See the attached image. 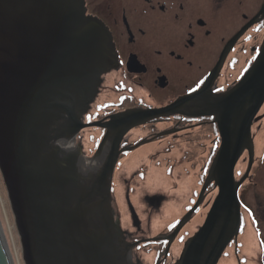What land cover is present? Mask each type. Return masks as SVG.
Listing matches in <instances>:
<instances>
[{
  "label": "water",
  "instance_id": "1",
  "mask_svg": "<svg viewBox=\"0 0 264 264\" xmlns=\"http://www.w3.org/2000/svg\"><path fill=\"white\" fill-rule=\"evenodd\" d=\"M262 18L264 5L253 23ZM116 64L108 30L86 16L82 0H0V174L23 264H134L136 244L126 241L111 206L116 134L112 130L103 138L91 160L75 145L83 128L100 126L84 125L82 117L101 76ZM200 96L207 104L196 101L195 110L215 117L222 140L198 202L176 232L212 182L218 195L176 264H217L238 235L237 192L253 163L250 129L264 103V43L235 88ZM164 111L121 114L107 126ZM245 149L248 167L236 182L234 169ZM0 264H11L1 234Z\"/></svg>",
  "mask_w": 264,
  "mask_h": 264
},
{
  "label": "flooded vegetation",
  "instance_id": "2",
  "mask_svg": "<svg viewBox=\"0 0 264 264\" xmlns=\"http://www.w3.org/2000/svg\"><path fill=\"white\" fill-rule=\"evenodd\" d=\"M83 3L86 15L109 31L117 66L101 77L97 95L82 117L83 124L100 126L82 129L75 145L85 159H92L101 140L115 132L112 196L116 217L128 241L159 239L135 248L134 260L174 264L184 242L203 224L205 203L217 193L211 184L164 256L167 241L162 239L174 232L195 204L222 140L215 117L198 113L196 101L207 104L201 94L217 96L232 90L252 66L264 42V19L253 24V18L264 0ZM197 94L198 99H192ZM145 110L168 111L147 120L135 115L121 125L107 126L119 114ZM256 116L261 119L253 123L252 136L254 127L264 123V104ZM248 158L245 149L235 167L237 180L244 174L240 163ZM256 166L257 161L240 191L244 186L257 187ZM239 197L241 235L237 243L227 246L219 264H253V257L259 264V255L264 264V232L259 242L254 231L259 228L256 214L245 202V191Z\"/></svg>",
  "mask_w": 264,
  "mask_h": 264
},
{
  "label": "rangeland",
  "instance_id": "3",
  "mask_svg": "<svg viewBox=\"0 0 264 264\" xmlns=\"http://www.w3.org/2000/svg\"><path fill=\"white\" fill-rule=\"evenodd\" d=\"M262 123L263 122L257 124L254 127V132H256V135L254 137V139H256L255 158L257 160V166L254 170V174L258 175L257 187L244 186L240 192L243 195V192L245 191L246 194L245 202L254 210L256 217L258 219L259 228L261 229V232H264V223L262 222L264 216V155L263 154L261 155V153L264 152V123L263 126H261ZM259 157L262 160H259ZM246 165H247V160H244L240 163V167L242 171L246 168ZM210 199L207 201L205 208L207 207ZM0 220L2 222V226L5 231V235L8 240L10 250L13 253L12 256L14 257V259L18 261V264H23V261L21 259V246L19 242V237L17 234L14 218L10 209L6 189L1 174H0ZM253 248H255V242H253ZM152 261H154V257H152ZM142 262L146 263V261H142Z\"/></svg>",
  "mask_w": 264,
  "mask_h": 264
},
{
  "label": "bare ground",
  "instance_id": "4",
  "mask_svg": "<svg viewBox=\"0 0 264 264\" xmlns=\"http://www.w3.org/2000/svg\"><path fill=\"white\" fill-rule=\"evenodd\" d=\"M241 110V108L237 109V111ZM0 234H1V237L3 239V242L5 244V247H6V251L8 253V256H9V260H10V263L11 264H18V261L16 259H14V257L12 256V251L10 250V247H9V243H8V240L6 238V235H5V231H4V228L2 226V222L0 220Z\"/></svg>",
  "mask_w": 264,
  "mask_h": 264
},
{
  "label": "snow or ice",
  "instance_id": "5",
  "mask_svg": "<svg viewBox=\"0 0 264 264\" xmlns=\"http://www.w3.org/2000/svg\"><path fill=\"white\" fill-rule=\"evenodd\" d=\"M191 91H192V92H195L196 89H191ZM215 91L219 92V91H222V90H221V89H215ZM188 98L190 99L191 97H188Z\"/></svg>",
  "mask_w": 264,
  "mask_h": 264
}]
</instances>
